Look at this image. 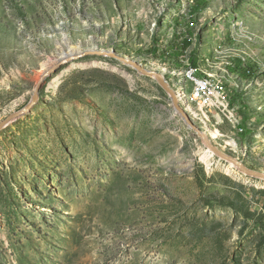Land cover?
Instances as JSON below:
<instances>
[{
    "label": "rangeland",
    "instance_id": "obj_1",
    "mask_svg": "<svg viewBox=\"0 0 264 264\" xmlns=\"http://www.w3.org/2000/svg\"><path fill=\"white\" fill-rule=\"evenodd\" d=\"M193 5L0 0V121L41 81L0 129V264H264V177L218 152L264 174V0H209L198 19L191 50L222 109L148 51ZM133 61L165 73L218 150Z\"/></svg>",
    "mask_w": 264,
    "mask_h": 264
},
{
    "label": "trees",
    "instance_id": "obj_2",
    "mask_svg": "<svg viewBox=\"0 0 264 264\" xmlns=\"http://www.w3.org/2000/svg\"><path fill=\"white\" fill-rule=\"evenodd\" d=\"M209 0H194V5L190 10V17L189 20L186 22V25L182 28L180 26L182 25V21L176 20L174 22L173 27H175L174 33L176 34L175 39L170 43V45L165 46V49H161L163 45L166 44L165 40H160L158 36L156 37V34L154 33L153 42L151 44V47L148 49L149 52L155 55L156 64L160 60H163L166 62V69L168 72H174L176 69L186 68L187 63L184 62L185 60V54L186 50L190 47H193L194 41L193 38L195 36V28L198 23V19L200 17V14L203 12V10L208 6ZM178 28V29H176ZM180 28V30H179ZM197 36V35H196ZM161 49V50H160ZM191 61H189V58L187 61L191 62V64L195 67L194 64H198V59L196 56V49L194 48L191 52ZM239 59V62H237L236 68H240L239 64H241V59ZM170 64H176L178 65L177 68L169 67ZM198 72H200V67L197 66ZM174 70V71H173ZM233 70V69H231ZM234 71V70H233ZM250 70L244 71V74L247 76H250L249 74ZM248 118L245 119V121Z\"/></svg>",
    "mask_w": 264,
    "mask_h": 264
},
{
    "label": "water",
    "instance_id": "obj_3",
    "mask_svg": "<svg viewBox=\"0 0 264 264\" xmlns=\"http://www.w3.org/2000/svg\"><path fill=\"white\" fill-rule=\"evenodd\" d=\"M133 62L136 64L137 67L142 69L145 73L153 76L154 78H156L158 80V82L169 92V94L173 100L175 110L182 114V116L185 118L186 122L193 129H195L201 135V137H203L206 140V142L208 143V145L211 148L218 150L217 147L208 138L205 131L195 122L194 117L192 116V114L190 113V111L188 110V108L185 105L184 101L187 102V99L181 97L178 90H176L175 87H173V85L171 84L170 80L167 78L165 73L163 71L159 70L158 68H143L140 63L135 62V61H133ZM40 87H41V81L38 83V85L35 89L34 95H33V99L28 103V105L25 106L24 108H22L21 110L17 111V112H14V113L7 115V117L2 119L0 121V129L3 128L5 125H7L9 122H11V121L15 120L16 118L22 116L23 114H25L27 111H29L33 107V105L38 101ZM218 152L223 157H225V158H227L233 162H236L238 165H240L242 167V169H244L248 173L253 174L255 176L264 177V174H262L256 170L249 169L248 167H246V165L243 163L242 160L236 158L232 154L225 153V152L220 151V150H218Z\"/></svg>",
    "mask_w": 264,
    "mask_h": 264
},
{
    "label": "built area",
    "instance_id": "obj_4",
    "mask_svg": "<svg viewBox=\"0 0 264 264\" xmlns=\"http://www.w3.org/2000/svg\"><path fill=\"white\" fill-rule=\"evenodd\" d=\"M189 83L193 85L196 101L200 102L205 109L210 107L222 109L231 106L230 102L227 101V96L229 98L230 95L227 94L224 85L220 81H211L200 75L197 65H195L194 69L189 70ZM232 109L235 110V108Z\"/></svg>",
    "mask_w": 264,
    "mask_h": 264
},
{
    "label": "crops",
    "instance_id": "obj_5",
    "mask_svg": "<svg viewBox=\"0 0 264 264\" xmlns=\"http://www.w3.org/2000/svg\"><path fill=\"white\" fill-rule=\"evenodd\" d=\"M196 40H198V37H196ZM194 41V40H193ZM195 47H198L197 46V42H195ZM191 48H193V47H190L189 49L191 50ZM187 51V50H186ZM191 52H192V50H191ZM197 53V52H196ZM187 54H185V56H186ZM207 55V54H206ZM196 56H197V54H196ZM201 56H205L204 54H200V56L198 57L197 56V59H198V64H194V65H199V62H200V60L202 59V57ZM240 55L238 54V56L236 55V53L235 54H233V56H231V58H233V60L235 61L236 60V62H239V59L238 58H240L239 57ZM191 54H190V58H189V60L191 61ZM241 59V58H240ZM251 59H252V57H251ZM249 60V59H248ZM241 64H243V61H242V59H241ZM165 65H167L166 64V62H165ZM237 65V64H236ZM236 65H234L235 67H229V68H231V69H233V70H231V71H233V72H235V75L237 74L236 72H242L241 71V66H239L240 68L238 69V68H236ZM240 65V64H239ZM242 74H244L243 72H242ZM239 75V74H238ZM244 76H245V74H244ZM239 77V76H238ZM232 84H233V82H232ZM235 87V90H236V96L237 97H234V100L236 101V103H239V107H241L242 106V104L243 103H245L246 101V99H245V97L243 96V94H245V92L243 91V89H240V86H238V85H234ZM243 91V92H242ZM243 96V97H242ZM236 103L235 102H233V106L234 105H236ZM247 105V104H246Z\"/></svg>",
    "mask_w": 264,
    "mask_h": 264
},
{
    "label": "bare ground",
    "instance_id": "obj_6",
    "mask_svg": "<svg viewBox=\"0 0 264 264\" xmlns=\"http://www.w3.org/2000/svg\"><path fill=\"white\" fill-rule=\"evenodd\" d=\"M187 74L189 75V70L194 69L195 67L189 62L187 61ZM210 78V77H209ZM179 92V91H178ZM182 94V92L180 93V95ZM181 97H183V95H181ZM194 97L196 98V94H194ZM198 102V101H197ZM201 104V103H200ZM188 107L191 109V105L188 104ZM208 155V154H207ZM206 157V155H205Z\"/></svg>",
    "mask_w": 264,
    "mask_h": 264
}]
</instances>
